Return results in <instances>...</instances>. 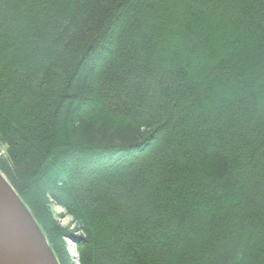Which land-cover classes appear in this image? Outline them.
Segmentation results:
<instances>
[{
	"label": "trees",
	"instance_id": "1",
	"mask_svg": "<svg viewBox=\"0 0 264 264\" xmlns=\"http://www.w3.org/2000/svg\"><path fill=\"white\" fill-rule=\"evenodd\" d=\"M0 172L60 264H264V0H0Z\"/></svg>",
	"mask_w": 264,
	"mask_h": 264
},
{
	"label": "water",
	"instance_id": "2",
	"mask_svg": "<svg viewBox=\"0 0 264 264\" xmlns=\"http://www.w3.org/2000/svg\"><path fill=\"white\" fill-rule=\"evenodd\" d=\"M0 264H60L29 208L1 172Z\"/></svg>",
	"mask_w": 264,
	"mask_h": 264
},
{
	"label": "rangeland",
	"instance_id": "3",
	"mask_svg": "<svg viewBox=\"0 0 264 264\" xmlns=\"http://www.w3.org/2000/svg\"><path fill=\"white\" fill-rule=\"evenodd\" d=\"M52 209L55 215L57 216L58 222L61 227L67 228L70 226V232H73L75 236H80L82 234L81 231H78L76 229L77 228L75 227L76 225L71 224L72 223L71 217L67 215L66 211L62 207L58 206L57 204H53ZM66 242L68 245V250L73 257L75 264H80L79 255L75 251L76 242L71 237L67 238Z\"/></svg>",
	"mask_w": 264,
	"mask_h": 264
}]
</instances>
